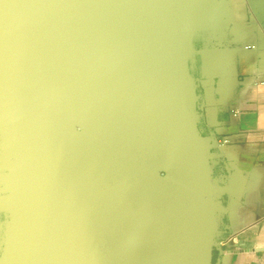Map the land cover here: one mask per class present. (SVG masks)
Returning a JSON list of instances; mask_svg holds the SVG:
<instances>
[{
  "label": "water",
  "instance_id": "water-1",
  "mask_svg": "<svg viewBox=\"0 0 264 264\" xmlns=\"http://www.w3.org/2000/svg\"><path fill=\"white\" fill-rule=\"evenodd\" d=\"M190 0H0V264H214Z\"/></svg>",
  "mask_w": 264,
  "mask_h": 264
},
{
  "label": "crops",
  "instance_id": "crops-1",
  "mask_svg": "<svg viewBox=\"0 0 264 264\" xmlns=\"http://www.w3.org/2000/svg\"><path fill=\"white\" fill-rule=\"evenodd\" d=\"M184 89L212 144L220 206L214 264H264V0H190ZM0 139V259L9 225ZM216 257V258H215Z\"/></svg>",
  "mask_w": 264,
  "mask_h": 264
},
{
  "label": "built area",
  "instance_id": "built-area-1",
  "mask_svg": "<svg viewBox=\"0 0 264 264\" xmlns=\"http://www.w3.org/2000/svg\"><path fill=\"white\" fill-rule=\"evenodd\" d=\"M196 107H197V113H198L199 121H202L205 106H204V99L202 98V95H200V94L197 96V99H196ZM263 138H264V135H263ZM214 248H215V250H218L220 252V255H226V253H227V251L224 250V247L222 246V244L219 243L217 240L215 242ZM217 264H219V260H218Z\"/></svg>",
  "mask_w": 264,
  "mask_h": 264
},
{
  "label": "rangeland",
  "instance_id": "rangeland-1",
  "mask_svg": "<svg viewBox=\"0 0 264 264\" xmlns=\"http://www.w3.org/2000/svg\"><path fill=\"white\" fill-rule=\"evenodd\" d=\"M8 200H9V196H8Z\"/></svg>",
  "mask_w": 264,
  "mask_h": 264
},
{
  "label": "trees",
  "instance_id": "trees-1",
  "mask_svg": "<svg viewBox=\"0 0 264 264\" xmlns=\"http://www.w3.org/2000/svg\"><path fill=\"white\" fill-rule=\"evenodd\" d=\"M216 258V257H215Z\"/></svg>",
  "mask_w": 264,
  "mask_h": 264
}]
</instances>
